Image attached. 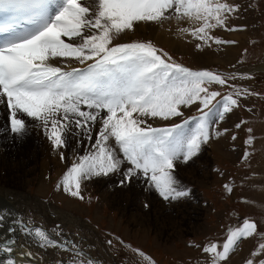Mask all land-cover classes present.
<instances>
[{
  "label": "snow or ice",
  "instance_id": "obj_1",
  "mask_svg": "<svg viewBox=\"0 0 264 264\" xmlns=\"http://www.w3.org/2000/svg\"><path fill=\"white\" fill-rule=\"evenodd\" d=\"M16 11L27 14V27L4 21ZM241 11L232 0H0V133L23 143L38 132L66 165L56 187L69 197L83 201L85 182L118 174L122 188L143 178L166 202L190 199L192 189L176 178L178 165L193 167L213 139L230 135L236 141L224 122L256 93L237 85L236 73L186 67L149 40L120 41L142 24L163 27L175 18L177 31L193 37L198 49L235 44L215 32L244 30L229 24ZM193 107L198 115L174 122L184 117L182 109ZM246 123L233 127L241 130ZM246 131L251 147L253 129ZM222 187L229 194L235 190L232 182ZM0 213V264H16L18 235L45 251L68 254L56 264H102L65 237L59 224L50 233L7 209ZM260 236L264 224L242 218V224L225 226L222 241L190 246L205 254L204 264H228L241 242ZM105 243L115 251L117 244L125 246L120 237ZM127 247L140 264H154L143 250ZM21 255L35 259L30 251ZM245 264H264V241Z\"/></svg>",
  "mask_w": 264,
  "mask_h": 264
},
{
  "label": "rangeland",
  "instance_id": "obj_2",
  "mask_svg": "<svg viewBox=\"0 0 264 264\" xmlns=\"http://www.w3.org/2000/svg\"><path fill=\"white\" fill-rule=\"evenodd\" d=\"M232 2L239 3L242 11L239 17L231 18L229 24L245 26L244 30H216L215 34L236 41L235 44L212 43L211 47L198 49L193 37L177 31L175 18L165 22L163 27L142 24L135 33H129L120 41L149 40L186 67L221 74L236 73L239 79L235 83L256 93L243 101V106L224 122L223 126L237 135L236 141H232L230 135L213 139L203 146L193 167L178 165L176 178L182 187L192 189L191 198L178 203L161 200L163 204L152 205L151 210H146L148 202L144 201L146 212L139 217L131 215L135 211L126 206L128 202L136 205L130 197L102 185L99 179L82 185L83 201L69 197L56 187L66 165L62 163L61 167L58 154L38 132H32L23 143H16L3 134L0 189L16 197L13 203L19 211V218L29 227H37L34 223H38L50 233L59 224L65 237L72 235L85 244L92 257L102 264H140V258L128 249V245L145 249L159 264H204L205 254L190 245L206 243L210 239L222 241L225 226L242 224V218L264 224V0ZM180 26L193 27L185 22ZM182 110L184 117L176 118L174 122L198 115L194 107ZM239 120L247 123L243 129L236 130L233 125ZM149 122L153 126L171 123ZM3 123L0 119V129ZM247 127L253 129L255 137L251 147L245 143L249 135ZM86 145L89 147L87 142ZM88 147L80 150L79 154H85ZM245 152L250 154L247 161L242 160ZM41 169L48 173L38 183ZM226 182L233 183V193L224 191L222 185ZM99 197L107 203L98 200ZM108 203L111 206L108 207ZM116 237L125 242L123 248L116 245L119 251L105 243L107 239H113L115 243ZM261 241H264V236L241 242L228 264H245ZM27 243L31 245L29 241ZM32 246V253L39 264H56L59 260L68 259V254L61 250L45 251L34 243Z\"/></svg>",
  "mask_w": 264,
  "mask_h": 264
},
{
  "label": "crops",
  "instance_id": "obj_3",
  "mask_svg": "<svg viewBox=\"0 0 264 264\" xmlns=\"http://www.w3.org/2000/svg\"><path fill=\"white\" fill-rule=\"evenodd\" d=\"M119 180H120V176L118 174H113V175H110L109 177H106V178H102V179H99V181H102L100 182L102 185H106L108 186L109 188H113L115 191L119 192L120 194H126L124 195L125 197L129 198L130 197V200L131 201H134L136 205H133L132 203L128 202L126 204V206H130V209L133 211H135V213H131V215H136L138 214L139 217H142V214L145 211L144 209V206H143V202L144 201H147L148 202V208L146 210H151L150 206L152 205H159V204H163L161 203L162 199L160 197H158L155 192L153 190H149V187H147V185L145 184V180L142 178H138V179H134L127 187H120V186H117L119 184ZM140 180V181H139ZM95 182H97V180H94ZM135 185H134V184ZM134 185V186H132ZM132 186V187H131ZM142 188V189H141ZM144 188V189H143ZM145 188H146V191L145 192ZM141 192V193H140ZM145 195H144V194ZM149 193V194H148ZM141 194V195H140ZM147 194V195H146ZM148 196V197H147ZM101 200L102 202L104 203H107V200L105 199H101L100 197L98 198V200ZM140 203V204H139ZM166 203V202H165ZM164 203V204H165ZM139 205V207H138ZM111 206L110 203H108V207ZM140 208V209H139ZM143 208V209H141ZM103 209H105L103 207ZM137 210V211H136ZM155 215H159V213H154ZM141 250H143L148 256H150L151 258L154 256L151 255L150 253H148L147 251H145V249L143 248H139ZM155 259V258H154Z\"/></svg>",
  "mask_w": 264,
  "mask_h": 264
},
{
  "label": "bare ground",
  "instance_id": "obj_4",
  "mask_svg": "<svg viewBox=\"0 0 264 264\" xmlns=\"http://www.w3.org/2000/svg\"><path fill=\"white\" fill-rule=\"evenodd\" d=\"M73 67H81L79 64H73ZM159 122V121H158ZM1 134V133H0ZM3 134H1L0 135V144H2V141H3V139H4V136H2ZM7 139V138H6ZM5 139V140H6ZM44 140V139H43ZM5 142V141H4ZM6 144H7V142H6ZM46 144V143H45ZM48 144V143H47ZM49 145V144H48ZM50 146V145H49ZM86 147H88L87 145H86V143L79 149V151L80 150H82L83 148H84V150H85V148ZM44 149V148H43ZM42 149V150H43ZM83 151V150H82ZM47 157V156H46ZM49 157H51V155H49ZM51 159V158H50ZM47 160H49V158L47 159ZM47 160H43V162L44 161H46L47 162ZM57 161V160H56ZM56 161H54V162H56ZM54 162H52V163H54ZM58 162H59V160H58ZM44 164V163H43ZM48 164V163H47ZM57 164V163H56ZM42 165V164H41ZM49 165V164H48ZM60 165V164H59ZM46 168H47V166H45ZM61 167H63V164L61 163ZM2 169V168H1ZM42 170V169H41ZM40 170V172H39V175L41 176V178H40V180H39V182L38 183H40V182H42L43 180L42 179H45V175L48 173L47 172V170H45V169H43L42 171ZM50 177V176H49ZM142 179V178H141ZM140 181V180H139ZM49 182V181H48ZM51 182V181H50ZM134 182V181H133ZM47 183V182H46ZM43 184V183H42ZM134 184V183H133ZM146 184V183H145ZM44 185V184H43ZM135 185V184H134ZM134 185H132V186H134ZM147 185V184H146ZM41 186V185H40ZM39 186V187H40ZM131 186V187H132ZM149 185H147V187H148ZM43 187V186H42ZM45 187V186H44ZM135 187V186H134ZM142 189V188H141ZM144 189V188H143ZM145 192H147L146 191V188H145ZM8 192H7V190H5V189H0V209H7V210H9L10 209V211L12 210L13 211V213L14 214H17L19 211H18V209L14 206V203L16 202L15 200H14V198H16V197H14L12 194H7ZM141 193V192H140ZM144 194V193H143ZM149 194V193H148ZM141 195V194H140ZM145 195V194H144ZM147 195V194H146ZM18 196V195H17ZM148 197V196H147ZM32 198V197H31ZM18 199V198H17ZM15 201V202H14ZM14 202V203H13ZM140 204V203H139ZM138 207H139V205H138ZM140 209V208H139ZM141 209H143V208H141ZM20 210V209H19ZM11 211V212H12ZM137 211V210H136ZM0 214H3V213H0ZM48 215H50V216H52L51 215V213H48ZM136 215H138V214H136ZM140 216V215H139ZM52 219H54V216H52ZM3 232H4V230L3 229H0V236H2L3 235ZM68 238V237H67ZM27 241H29L30 243H31V245L30 244H28L27 243ZM32 241L30 240V239H28V238H26V237H24V236H20V235H18V239H17V246H16V248H15V251H14V253H13V255L15 256V260H16V264H39V262H37V258H35L34 260H32L31 258H25L24 256H22L21 255V253L22 252H27V251H30V252H34L33 251V246H32ZM21 245L23 246V247H21ZM36 248V247H35ZM35 250V249H34ZM35 255V254H34Z\"/></svg>",
  "mask_w": 264,
  "mask_h": 264
}]
</instances>
